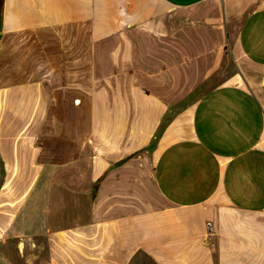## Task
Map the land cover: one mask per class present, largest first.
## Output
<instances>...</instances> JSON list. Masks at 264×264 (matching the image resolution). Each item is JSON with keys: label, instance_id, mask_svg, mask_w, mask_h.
<instances>
[{"label": "crops", "instance_id": "0c3cea01", "mask_svg": "<svg viewBox=\"0 0 264 264\" xmlns=\"http://www.w3.org/2000/svg\"><path fill=\"white\" fill-rule=\"evenodd\" d=\"M0 264H264V0H3Z\"/></svg>", "mask_w": 264, "mask_h": 264}, {"label": "rangeland", "instance_id": "374dc122", "mask_svg": "<svg viewBox=\"0 0 264 264\" xmlns=\"http://www.w3.org/2000/svg\"><path fill=\"white\" fill-rule=\"evenodd\" d=\"M223 48H224V55H225V56H223L224 62L225 61H228V62L232 63L231 62V59H230V52H229V49H228V43H227L226 40L223 43ZM83 52H86V57H88V51L87 50H84ZM130 65H131V66H129L130 68L133 67L132 64H130ZM174 106H176V107L173 109V111H176V110H181V108L184 107V104L181 103V104H177V105H174ZM72 111L75 112V110H72ZM78 122H79V119H72V124L74 125V127L80 129V128L83 127V122H81V121H80V123H78ZM163 122H164V120L161 123H163ZM44 126L45 127H48L49 124L47 123ZM157 132H158V128L154 132V134H153L151 140L148 142V144H154L158 140V138L160 137L162 131H159V134L156 136ZM50 139H52V141H56V137H53L52 135L50 136ZM52 141H50V143H52ZM46 144H47V142H46ZM48 145H50V147L52 146V144H48ZM137 156L140 157V158H142L144 161L145 160H148V162L151 161V155L148 152H146V150L141 151L140 153L137 154ZM66 168H69V166H66ZM149 194H150V196H152L150 192H149Z\"/></svg>", "mask_w": 264, "mask_h": 264}, {"label": "trees", "instance_id": "16d2710c", "mask_svg": "<svg viewBox=\"0 0 264 264\" xmlns=\"http://www.w3.org/2000/svg\"><path fill=\"white\" fill-rule=\"evenodd\" d=\"M2 2H3V0H0V15H1ZM162 121H163V120H162ZM162 129H163V123L160 124L156 136L159 134V131H162ZM155 138H156V137H155Z\"/></svg>", "mask_w": 264, "mask_h": 264}, {"label": "built area", "instance_id": "2783aa9c", "mask_svg": "<svg viewBox=\"0 0 264 264\" xmlns=\"http://www.w3.org/2000/svg\"><path fill=\"white\" fill-rule=\"evenodd\" d=\"M207 225H209V224H207Z\"/></svg>", "mask_w": 264, "mask_h": 264}]
</instances>
